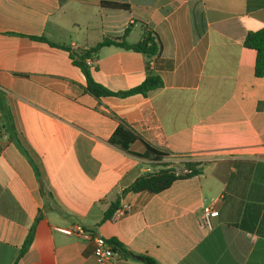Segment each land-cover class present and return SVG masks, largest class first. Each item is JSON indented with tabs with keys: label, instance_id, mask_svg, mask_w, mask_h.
<instances>
[{
	"label": "crops",
	"instance_id": "crops-1",
	"mask_svg": "<svg viewBox=\"0 0 264 264\" xmlns=\"http://www.w3.org/2000/svg\"><path fill=\"white\" fill-rule=\"evenodd\" d=\"M263 27L264 0H0V264H264V76L243 44ZM145 32L155 55L105 45L86 64L118 92L150 61L162 86L87 92L70 53ZM130 132L140 138L125 149ZM143 142L174 167L204 161L202 173L124 191L159 168ZM113 203L131 208L103 219ZM205 206L218 211L210 229L198 221ZM76 224L130 255L98 263L90 239L57 230Z\"/></svg>",
	"mask_w": 264,
	"mask_h": 264
},
{
	"label": "trees",
	"instance_id": "trees-1",
	"mask_svg": "<svg viewBox=\"0 0 264 264\" xmlns=\"http://www.w3.org/2000/svg\"><path fill=\"white\" fill-rule=\"evenodd\" d=\"M100 5L103 7H108L113 9L127 8L126 5L124 4H120L112 1H101ZM32 38L40 42H44L51 47L64 48L70 52V50L67 47L54 44L43 37H32ZM243 44L245 47L255 50L256 54H255V63H254V75L256 77L264 76V27L256 31L247 32ZM105 45H115L125 49L134 50L143 53L146 56L155 55L159 50V44L156 40V37L152 35L150 32H145L142 34L141 39L135 43H127L124 39L115 40V39L104 38L101 42H98L96 45H94L89 49L74 51L73 53H70L72 56H77V59L75 60L74 63L78 67H80V69L83 71L85 75L86 78L85 89L87 92H89L90 94H92L97 98L103 96L125 97L132 94H141L145 96L148 92L160 88L162 86L163 83L160 76L152 73L151 70L149 69L150 61H147V73L144 80L136 87H133L127 91L112 92L106 89L103 84L95 82L91 78L89 67L86 64V59L92 57L94 54H96L99 51L101 47ZM120 125L121 126L118 127V129L115 132V135L116 134L118 135L123 130L122 128L123 124L121 123ZM10 127L11 130L9 132L10 133L9 139L17 142L16 133L14 129H12L11 125ZM134 138H140V137L136 133L130 132L127 141L121 143L120 145H122L126 149V146L129 145L131 140ZM111 141L115 142L114 138L111 139ZM143 143L146 147L147 152L151 154L152 159L157 161L158 164L162 167L157 169L156 171L139 176L133 181L132 184L126 187L124 191H132V192L147 191L149 193H158L164 189H167L175 180L187 178L202 173V167L203 164L205 163L204 161H191V160L182 161L179 162L181 168L177 170L169 162L162 161L164 158L169 156L167 153L152 147L147 142H143ZM115 208H116V203H113L112 206L105 212L103 219L110 218ZM32 232L33 229L31 228L28 237L25 241V244L21 248V253H23L26 247L29 245L32 237ZM110 243L113 245L115 252H118L123 256L130 255V253L123 247L122 244L112 240L110 241ZM143 259L146 264H157V262L151 257L143 256Z\"/></svg>",
	"mask_w": 264,
	"mask_h": 264
},
{
	"label": "built area",
	"instance_id": "built-area-1",
	"mask_svg": "<svg viewBox=\"0 0 264 264\" xmlns=\"http://www.w3.org/2000/svg\"><path fill=\"white\" fill-rule=\"evenodd\" d=\"M131 206L129 204H124L115 209L117 213H123L129 210ZM218 215V211L212 209L209 206L203 207L201 214L199 216V224L201 227L210 229L211 228V218ZM57 230L66 235H78L85 239H90L93 243V255L98 263L108 262L114 257L118 256V252L114 251L113 245L102 236L91 235L87 230H85L81 225H72L70 227H57Z\"/></svg>",
	"mask_w": 264,
	"mask_h": 264
},
{
	"label": "rangeland",
	"instance_id": "rangeland-1",
	"mask_svg": "<svg viewBox=\"0 0 264 264\" xmlns=\"http://www.w3.org/2000/svg\"><path fill=\"white\" fill-rule=\"evenodd\" d=\"M178 162H180V161L177 160V161L174 162L175 168H176L177 170H179V169L181 168V165H179ZM154 165L157 166V165H159V164L157 163V164H154ZM158 167L161 168L162 166L159 165ZM158 167H157V168H158ZM159 168H158V169H159Z\"/></svg>",
	"mask_w": 264,
	"mask_h": 264
},
{
	"label": "water",
	"instance_id": "water-1",
	"mask_svg": "<svg viewBox=\"0 0 264 264\" xmlns=\"http://www.w3.org/2000/svg\"><path fill=\"white\" fill-rule=\"evenodd\" d=\"M136 258L137 259H141V260L143 259V257H141V256H136Z\"/></svg>",
	"mask_w": 264,
	"mask_h": 264
}]
</instances>
